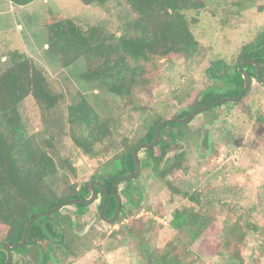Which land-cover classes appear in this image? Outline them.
<instances>
[{"label": "rangeland", "instance_id": "rangeland-1", "mask_svg": "<svg viewBox=\"0 0 264 264\" xmlns=\"http://www.w3.org/2000/svg\"><path fill=\"white\" fill-rule=\"evenodd\" d=\"M118 7L117 0L105 7L87 5L82 0H34L19 7L0 0V69L7 64V52L17 49L46 72L55 92L65 96L64 103L47 120L48 125L32 97L21 109L28 134L39 146L47 129L62 131L57 157L60 193L93 180L102 183L116 172L120 162L114 152L85 154L63 127L61 113L77 91L87 94L102 116L117 118L116 140L121 143L118 152L122 155L138 146L156 118L170 119L189 110L203 91L213 89L216 83L210 76L211 66L221 60L230 66L236 64L243 47L264 28V0H219L199 12L190 11L189 16L198 18L192 30L199 51L190 60L176 58L172 65L154 73L155 84L138 88L131 99H121L100 84L82 82L84 61L65 68L61 57L48 50L44 27L51 8L83 24L116 30L120 22ZM250 87L242 102L212 107L185 125L170 128L176 141L169 154L183 151L186 155L184 167L168 175L174 189L153 173L151 165L142 166L146 154L142 149L139 175L117 185L122 209L114 222L99 216L100 193L84 212L80 213L74 204H66L59 215H52L50 221L61 222L69 236L75 232L84 237L82 241L92 244L81 256H66L52 264H145L144 248L166 250L181 258L183 264H264V201L259 199L264 186V147L254 128L258 116L264 115V85L253 80ZM244 107L250 108V113ZM191 193L201 198L194 211L208 220L207 226L199 229L198 238L194 236L198 226H172L175 211L185 207ZM229 202L245 207L244 219L239 220L229 211ZM236 222L245 233L244 243L237 248L241 263L232 260L233 251L225 250L220 243L223 230ZM249 225L256 230L249 231ZM39 257L38 248L29 246L14 252L12 261L37 264Z\"/></svg>", "mask_w": 264, "mask_h": 264}, {"label": "trees", "instance_id": "trees-1", "mask_svg": "<svg viewBox=\"0 0 264 264\" xmlns=\"http://www.w3.org/2000/svg\"><path fill=\"white\" fill-rule=\"evenodd\" d=\"M7 1L24 6L34 0ZM82 1L87 5L97 4L105 7L114 0ZM117 1L120 6L118 7L120 22L116 30L100 24H83L76 18L63 16L51 8L48 10V19L44 27L48 34V50L61 57L65 68L73 67L78 61H84V69L80 72L82 82L100 84L110 94L121 99H131L138 88L155 84L154 73L172 65L176 58L190 60L194 57L200 46L192 26L198 18L189 16V12H199L208 3L219 2V0ZM261 9L263 8H260V11ZM250 57L261 64L264 77V28L258 32L254 40L243 47L236 64L230 66L223 60L213 64L210 68V76L216 83L213 89L203 91L195 105L175 117L182 118L193 109L219 98L238 96L245 86V79L239 68L243 61ZM6 58V66L0 69V242H19L22 240L26 224L36 213L49 210L62 201L86 198L91 195V191L86 188V183L70 192L60 193L57 190L60 173L57 157L60 152L62 131L52 132L47 129L44 142L39 146L28 134L21 111L25 100L32 97L48 125L47 120L52 118L56 109L64 103V94L52 89L46 72L26 53L13 49L7 52ZM245 69L250 74L252 82L256 80L262 83L255 65L248 64ZM248 91L235 103L242 102ZM226 103L230 102L213 108ZM244 109L250 113V108ZM163 120L166 118L160 116L152 122L138 146L154 140L156 128ZM61 122L64 128L67 127L73 143L85 154L99 156L114 152L115 157L120 159L116 172L104 178L102 182L109 193L104 214L107 218L112 217L117 208L113 183L119 176L134 173L136 166L133 151L138 146L121 155L118 151L122 146L121 143L117 144L116 140L117 118L102 116L92 105L88 95L82 91H77L67 103L61 113ZM182 125L185 123H166L161 129L157 145L146 149L145 158L142 160V166L151 165L153 173L161 180L167 181L171 188L173 185L168 182V175L184 167L186 155L183 151L169 154L170 146L176 141L170 128ZM254 128L260 135L264 147V115L258 116ZM52 186H55V189ZM97 190L101 194L102 206L104 192L100 188ZM259 199L264 201V186L259 193ZM200 202L198 193L189 194V202L185 207L175 211L172 226L175 229H183L190 225L198 226V232H195L194 236L200 237L199 229L201 226L206 227L208 222L204 216L194 211L195 205ZM74 205L80 213L87 207V204ZM228 209L239 220L245 218L247 211L242 204L229 202ZM59 214L60 210H57L53 214L37 218L29 229L25 245L12 248V254L35 246L40 255L37 264H52L66 256H81L91 249V242L82 241L84 237L75 232L69 236L61 222L50 221L52 215ZM99 216L102 219L100 214ZM248 230L256 229L249 225ZM244 237L245 233L239 230L236 222L223 230L220 239L222 247L225 250H232L231 258L238 263H241L242 257L238 256L237 248L244 243ZM143 250L142 259L145 260V264H183L181 258L166 250L161 252L150 248ZM6 259L7 254L0 245V264ZM11 264L15 263L12 261Z\"/></svg>", "mask_w": 264, "mask_h": 264}, {"label": "water", "instance_id": "water-1", "mask_svg": "<svg viewBox=\"0 0 264 264\" xmlns=\"http://www.w3.org/2000/svg\"><path fill=\"white\" fill-rule=\"evenodd\" d=\"M248 64H253L256 66L257 75H258L259 79L261 80L262 84H264V77L262 75L261 64L255 58H251V57L247 58L246 60L243 61L242 65L239 68L240 72L242 73V75L245 79V86H244V89L242 90V92L238 96L222 97V98H219V99L213 101L212 103H209L207 105H203V106H200L198 108L193 109L192 111H190L187 115H185L182 118L173 117L170 119L163 120L162 122H160V124L156 128L154 140L152 142L142 143L141 145H139L137 147L136 150L133 151V158H134L135 166H136L134 173L119 176L115 179V181L113 183V192L116 194V197H117V208H116L115 214L112 217L107 218V217H105V214H104L107 199L109 196L108 190L105 188V186L101 182H98L95 180L87 182L86 188L89 189L91 191V194H92L89 198L69 199L67 201H62V202L58 203L56 206H54L53 208H51L49 210H46L43 212H38L26 224L21 241H19V242H0V245L3 246V248L7 254V259L2 264H11L12 263L13 254H12L11 249L16 248V247H22L25 245V243L27 242L29 229L31 228L32 224L34 223V221L37 218H39L41 216H46V215L52 214L55 211L61 209L66 204H89V203H92L94 200L97 199V196H98L97 188H100L104 192V200H103L102 206L100 208V215L102 216L103 220H106L108 222H114L119 217V214H120L121 209H122V197H121V194L117 191V185L121 181L135 179L139 175L140 170H141V159L139 157V152L142 149H149V148L157 145L158 140L160 139L161 129L166 123H168V122L186 123V122L190 121L196 114H198L201 111L211 109L213 106H216V105H219V104H222L225 102H233L234 103V102H237L238 100H240L242 98V96L248 91V89L251 86V82H252L250 74L245 69V66Z\"/></svg>", "mask_w": 264, "mask_h": 264}, {"label": "crops", "instance_id": "crops-1", "mask_svg": "<svg viewBox=\"0 0 264 264\" xmlns=\"http://www.w3.org/2000/svg\"><path fill=\"white\" fill-rule=\"evenodd\" d=\"M19 7H21V5H18Z\"/></svg>", "mask_w": 264, "mask_h": 264}, {"label": "flooded vegetation", "instance_id": "flooded-vegetation-1", "mask_svg": "<svg viewBox=\"0 0 264 264\" xmlns=\"http://www.w3.org/2000/svg\"><path fill=\"white\" fill-rule=\"evenodd\" d=\"M91 195H92V194H91ZM91 195H90V196H91Z\"/></svg>", "mask_w": 264, "mask_h": 264}]
</instances>
